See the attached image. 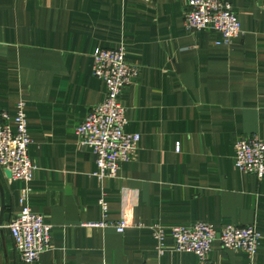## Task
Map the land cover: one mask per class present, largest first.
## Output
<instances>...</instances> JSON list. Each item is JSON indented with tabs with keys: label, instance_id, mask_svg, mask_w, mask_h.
<instances>
[{
	"label": "crops",
	"instance_id": "1",
	"mask_svg": "<svg viewBox=\"0 0 264 264\" xmlns=\"http://www.w3.org/2000/svg\"><path fill=\"white\" fill-rule=\"evenodd\" d=\"M228 1L241 31L223 43L215 30L185 28L183 0H0V109L12 115L24 102L34 165L27 203L50 226L34 263L2 227L0 264H199L172 248L168 229L198 220L259 233L252 256L214 240L212 263L264 264V176L234 166L240 136L264 142V0ZM118 46L138 68L120 99L125 130L140 137L116 175L99 180L75 130L105 93L93 50ZM23 186L0 168V224L20 210ZM102 218L142 225H89ZM152 224L166 227L161 254Z\"/></svg>",
	"mask_w": 264,
	"mask_h": 264
},
{
	"label": "built area",
	"instance_id": "2",
	"mask_svg": "<svg viewBox=\"0 0 264 264\" xmlns=\"http://www.w3.org/2000/svg\"><path fill=\"white\" fill-rule=\"evenodd\" d=\"M151 1V0H143ZM186 11L183 24L189 30L212 29L222 37L223 43H229L240 33V23L228 0H183ZM218 43V42H217ZM92 74L101 79L105 86L103 100L92 106L84 119L76 126L78 142L89 148L95 157L94 175L101 180L114 177L119 164L129 160L137 149L138 132L125 130L127 118L125 106L120 99L121 91L138 75V68L125 59L122 46L106 48L96 47L92 54ZM31 142L26 121L24 102L19 101L11 115L0 109V168L10 172V177L20 180L24 186L20 190V210L7 224L19 258L27 263L38 260L41 252L49 246L50 226L42 214L31 210L27 203L34 165L28 155ZM175 151L179 150L178 142ZM234 166L244 173L257 178L264 176V142L257 134H245L234 143ZM98 204L103 217L107 203L100 197ZM89 225L111 226L117 232H123L127 226H141V223H128L125 219L91 222ZM156 241V250H164L165 226H149ZM172 239V248L179 252H192L199 264H214L208 254L214 240H219L225 248L241 250L252 256L258 246L259 233L254 224H224L219 228L198 220L187 225L168 227Z\"/></svg>",
	"mask_w": 264,
	"mask_h": 264
},
{
	"label": "water",
	"instance_id": "3",
	"mask_svg": "<svg viewBox=\"0 0 264 264\" xmlns=\"http://www.w3.org/2000/svg\"><path fill=\"white\" fill-rule=\"evenodd\" d=\"M5 173H6L7 176H10V172L9 171L5 170Z\"/></svg>",
	"mask_w": 264,
	"mask_h": 264
}]
</instances>
